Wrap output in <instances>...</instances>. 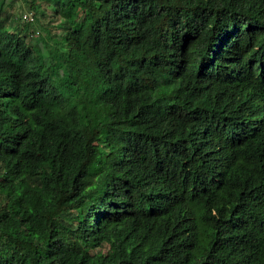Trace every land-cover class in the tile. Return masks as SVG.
Here are the masks:
<instances>
[{"label":"trees","instance_id":"1","mask_svg":"<svg viewBox=\"0 0 264 264\" xmlns=\"http://www.w3.org/2000/svg\"><path fill=\"white\" fill-rule=\"evenodd\" d=\"M0 264H264V0H0Z\"/></svg>","mask_w":264,"mask_h":264},{"label":"rangeland","instance_id":"2","mask_svg":"<svg viewBox=\"0 0 264 264\" xmlns=\"http://www.w3.org/2000/svg\"><path fill=\"white\" fill-rule=\"evenodd\" d=\"M19 6H20V5H18V4L15 6V13H17V14H18L20 11H22V10L24 9V8H23V9H22V8L20 9ZM47 13H48V12H47ZM41 24H43V22H42ZM51 26H52V30H51L52 33H55V32L60 31V30H57V29L55 28V26H56V22H51ZM38 29H39V32H40V33H39V34H40V37H42V38L45 37V33L43 32V30H41L40 27H38ZM35 41H37V40H35ZM105 252H106V250H103V253H105Z\"/></svg>","mask_w":264,"mask_h":264},{"label":"built area","instance_id":"3","mask_svg":"<svg viewBox=\"0 0 264 264\" xmlns=\"http://www.w3.org/2000/svg\"><path fill=\"white\" fill-rule=\"evenodd\" d=\"M22 19L23 20H27V19L30 20L31 18H30V15L25 14L22 16Z\"/></svg>","mask_w":264,"mask_h":264}]
</instances>
